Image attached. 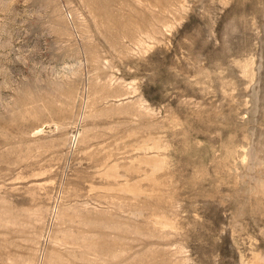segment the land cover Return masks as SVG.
Segmentation results:
<instances>
[{"label":"rangeland","instance_id":"374dc122","mask_svg":"<svg viewBox=\"0 0 264 264\" xmlns=\"http://www.w3.org/2000/svg\"><path fill=\"white\" fill-rule=\"evenodd\" d=\"M0 264H264V0H0Z\"/></svg>","mask_w":264,"mask_h":264}]
</instances>
